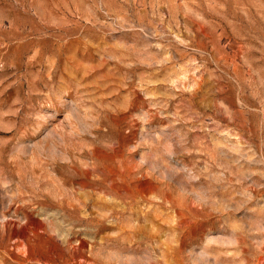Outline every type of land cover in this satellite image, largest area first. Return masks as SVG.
<instances>
[{"label": "rangeland", "instance_id": "374dc122", "mask_svg": "<svg viewBox=\"0 0 264 264\" xmlns=\"http://www.w3.org/2000/svg\"><path fill=\"white\" fill-rule=\"evenodd\" d=\"M0 264H264V0H0Z\"/></svg>", "mask_w": 264, "mask_h": 264}]
</instances>
